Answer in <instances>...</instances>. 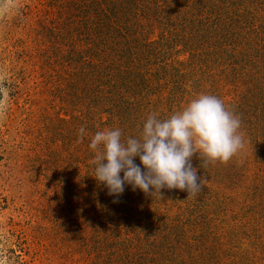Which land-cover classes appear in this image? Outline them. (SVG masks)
<instances>
[{
  "label": "rangeland",
  "instance_id": "obj_1",
  "mask_svg": "<svg viewBox=\"0 0 264 264\" xmlns=\"http://www.w3.org/2000/svg\"><path fill=\"white\" fill-rule=\"evenodd\" d=\"M111 1L0 17V264H264V0H121L115 16ZM201 94L245 141L226 164L192 158L202 192L90 183L97 131L138 138Z\"/></svg>",
  "mask_w": 264,
  "mask_h": 264
},
{
  "label": "clouds",
  "instance_id": "obj_2",
  "mask_svg": "<svg viewBox=\"0 0 264 264\" xmlns=\"http://www.w3.org/2000/svg\"><path fill=\"white\" fill-rule=\"evenodd\" d=\"M16 2L0 0V17ZM6 93L0 86V120L6 117ZM241 124V118L220 98L201 94L166 119L150 114L138 138L123 140L119 128L97 131L89 144L94 152L90 161L93 177L98 185L107 188L109 196L122 195L125 185H130L133 191L139 189L152 197L161 196V190L166 188L186 191L187 199L193 198L203 191L208 180L198 176L192 158L198 155L203 160L201 168L209 163H228L245 146ZM86 135L85 126H81L79 142Z\"/></svg>",
  "mask_w": 264,
  "mask_h": 264
},
{
  "label": "trees",
  "instance_id": "obj_3",
  "mask_svg": "<svg viewBox=\"0 0 264 264\" xmlns=\"http://www.w3.org/2000/svg\"><path fill=\"white\" fill-rule=\"evenodd\" d=\"M98 2H99V4H103L102 0H98ZM110 5H111V11L113 12L114 16L117 15V12H118L120 9H123V6H122V8H121V5H122V1H121V0H112L111 3H110ZM92 84H93V83H92ZM92 86H94V84H93ZM127 121H129L128 117H127ZM127 121H126V122H127ZM126 124H130V123H126ZM129 133H130V130L127 129V130H126V135H127L128 138H129V137H132V135H130ZM263 133H264V132H263ZM122 139H123V138H122ZM138 159H139V158H136L135 162H136ZM93 176H94V175H93ZM90 179H91V180H90V183H91V184L94 183V182L96 181V179L93 178V177H90ZM129 188L132 189V187H131L130 185H125V189H126V190H129ZM116 199H117V198H116ZM119 200H120V198H119ZM110 202H113V201L111 200ZM84 213L86 214L85 208H84ZM90 221H92V219H90Z\"/></svg>",
  "mask_w": 264,
  "mask_h": 264
}]
</instances>
